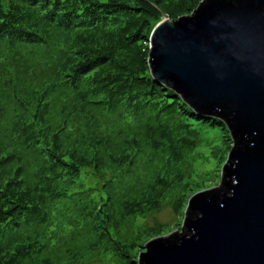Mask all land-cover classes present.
Segmentation results:
<instances>
[{
  "label": "trees",
  "instance_id": "1",
  "mask_svg": "<svg viewBox=\"0 0 264 264\" xmlns=\"http://www.w3.org/2000/svg\"><path fill=\"white\" fill-rule=\"evenodd\" d=\"M201 2L0 0V264H142L156 238L140 217L168 206V174L190 148L178 115L225 131L228 192L229 121L201 116L149 65L162 12ZM146 151L162 168L132 177Z\"/></svg>",
  "mask_w": 264,
  "mask_h": 264
},
{
  "label": "water",
  "instance_id": "2",
  "mask_svg": "<svg viewBox=\"0 0 264 264\" xmlns=\"http://www.w3.org/2000/svg\"><path fill=\"white\" fill-rule=\"evenodd\" d=\"M162 15L152 76L201 116L228 120L236 145L228 192L194 194L185 231L151 239L142 264H264V0H203L188 16Z\"/></svg>",
  "mask_w": 264,
  "mask_h": 264
},
{
  "label": "rangeland",
  "instance_id": "3",
  "mask_svg": "<svg viewBox=\"0 0 264 264\" xmlns=\"http://www.w3.org/2000/svg\"><path fill=\"white\" fill-rule=\"evenodd\" d=\"M188 16V15H185ZM176 121L190 124L188 139L189 150L184 162L177 163V169L168 174L169 181L165 184L164 194L167 196L164 203L170 202L164 210L156 213L149 220L140 217V228L148 226L154 228L152 238L168 236L176 231L182 232L185 218L186 203L194 194L216 188L222 180V167L226 163L230 151L231 141L224 136L225 131L218 124L210 125L207 122L195 120L191 117L178 115ZM183 134H187L184 132ZM165 158L155 156L146 151L139 156L135 163L136 168L132 177L149 178L154 172L161 169ZM146 183V182H145ZM180 204L175 206L174 203ZM156 222L158 224H156ZM125 231V230H123ZM139 259H136L138 261ZM92 264H105L93 262Z\"/></svg>",
  "mask_w": 264,
  "mask_h": 264
},
{
  "label": "flooded vegetation",
  "instance_id": "4",
  "mask_svg": "<svg viewBox=\"0 0 264 264\" xmlns=\"http://www.w3.org/2000/svg\"><path fill=\"white\" fill-rule=\"evenodd\" d=\"M183 230H184V229H183ZM184 231H185V230H184ZM184 231H183V232H184Z\"/></svg>",
  "mask_w": 264,
  "mask_h": 264
}]
</instances>
